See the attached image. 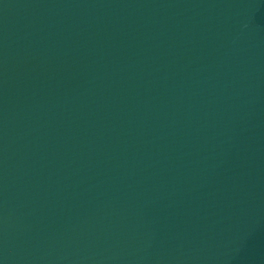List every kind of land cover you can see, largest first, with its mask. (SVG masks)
<instances>
[{"label":"water","instance_id":"obj_1","mask_svg":"<svg viewBox=\"0 0 264 264\" xmlns=\"http://www.w3.org/2000/svg\"><path fill=\"white\" fill-rule=\"evenodd\" d=\"M0 264H264V0H0Z\"/></svg>","mask_w":264,"mask_h":264}]
</instances>
